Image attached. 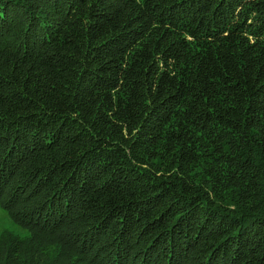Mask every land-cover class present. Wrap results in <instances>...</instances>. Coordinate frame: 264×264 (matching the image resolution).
<instances>
[{"label": "trees", "instance_id": "16d2710c", "mask_svg": "<svg viewBox=\"0 0 264 264\" xmlns=\"http://www.w3.org/2000/svg\"><path fill=\"white\" fill-rule=\"evenodd\" d=\"M0 264H264V0H0Z\"/></svg>", "mask_w": 264, "mask_h": 264}, {"label": "rangeland", "instance_id": "374dc122", "mask_svg": "<svg viewBox=\"0 0 264 264\" xmlns=\"http://www.w3.org/2000/svg\"><path fill=\"white\" fill-rule=\"evenodd\" d=\"M3 227H11L10 221L3 211L0 210V229Z\"/></svg>", "mask_w": 264, "mask_h": 264}]
</instances>
